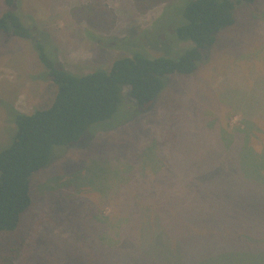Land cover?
Listing matches in <instances>:
<instances>
[{
	"label": "trees",
	"instance_id": "1",
	"mask_svg": "<svg viewBox=\"0 0 264 264\" xmlns=\"http://www.w3.org/2000/svg\"><path fill=\"white\" fill-rule=\"evenodd\" d=\"M90 1L84 10L90 15L87 20L105 23L103 5L108 0ZM178 1L185 4V22L170 28V40L164 36L162 42L173 43V38L176 45L189 42L190 47L179 57L164 56L170 48L154 56L139 52V47L130 55L116 58L108 69L74 73L57 64L47 50L50 42L44 33L35 36L39 27L29 15L21 14L22 0H0V37L32 44L38 61L46 68L38 78L58 87L48 107L29 114L14 109V137L0 151V264H264V218L258 215L252 219L248 213L241 216L243 206L229 194L235 192L233 186L249 184L251 198L256 203L264 202V151L259 153L254 146L261 140L255 138L254 123L247 118L231 132L222 125L219 130L199 125L203 131L191 134L169 120L164 123L165 111L173 108L169 106L154 117L158 128L169 129L161 135L155 133L157 130L148 131L160 145L164 160L160 172L141 162L146 159L145 148L121 143L118 149L123 155L114 157L116 166L109 161L101 165L89 160L56 187L57 191L73 188L74 196L57 200L50 194L45 198V205L56 214L52 224L43 226L45 231L39 230L40 234L45 232V244L34 242L24 232L25 217L34 203L32 178L37 172L62 160L69 149L88 150L94 133L102 127L100 123L111 121L105 125L110 129L123 127L134 116L150 110L169 88L172 76L197 75L210 63L207 61L216 49L219 34L235 25L237 8L261 2ZM133 2L144 14L169 0ZM73 10L75 16H83V7ZM124 87L129 88L136 111L130 112L128 120L112 124L123 105ZM184 90L189 92L186 85ZM107 143L112 150V142ZM56 147H63V152L57 155ZM137 148L140 154L135 153ZM119 164L124 166L123 171ZM89 187L100 193L99 203L103 205L100 208L90 201L92 216L84 203L87 196L94 198ZM221 191L226 192L223 197ZM109 204L116 205L120 212L117 217L103 215V208ZM254 204L252 201L249 206ZM69 208H73L71 215L64 217ZM215 237H221L225 244H220L221 250L214 256ZM224 237L245 249L237 250Z\"/></svg>",
	"mask_w": 264,
	"mask_h": 264
},
{
	"label": "rangeland",
	"instance_id": "2",
	"mask_svg": "<svg viewBox=\"0 0 264 264\" xmlns=\"http://www.w3.org/2000/svg\"><path fill=\"white\" fill-rule=\"evenodd\" d=\"M89 1L22 0L21 14L29 15L36 21L39 28L35 36L40 37L39 32L44 33L42 35L50 42L51 51L48 47V52L65 70L88 73L96 69H108L116 58L130 55L132 50L139 47V52H149L154 56L165 53V50L170 48L164 56L172 58L179 57L185 48L190 47L189 42L184 41H179L176 45L177 40L175 42L174 38L173 43L162 42V37H170V28L185 22L183 1L169 0L142 14L134 7L133 0H108L103 5L107 23L96 20L94 24L87 20L90 15L84 14ZM156 1L158 0H151V3ZM76 6L83 7V16H75L73 9ZM237 9L235 25L219 34L216 49L207 61L210 63L202 67L197 75L189 78L172 76L169 88L150 110L134 116L135 118L123 127L115 126V129H110L105 125L111 121L100 123L102 127L94 133L93 144L88 150L69 149L62 160L54 162L50 168L33 176L34 203L25 217L23 226L29 239L34 242L41 240L45 244V232L40 234L39 230L45 231V223L52 224L56 215L53 209L45 205V198L50 194H55L57 200L74 196L73 188H61L57 191L56 187L64 184L67 175L81 170L89 160L102 162L101 165L110 162L116 166L118 160L114 157H120L119 153L123 155L118 149L119 144L130 142L131 147L135 144L145 148L146 159L141 162L160 172L164 162L159 153L160 145L154 134L148 131L157 130L155 133L159 132L161 135L162 131L169 129L163 126L158 128L157 117L154 118L168 106L173 108L165 111L164 123L169 120V123H174L191 134L199 133L203 131L202 128L207 127H218L219 130L221 125L224 130L231 132L237 124L248 118V121L254 123L252 129L255 138L261 139L254 145L256 151H264V20H261L264 17V0L254 7L240 5ZM90 14L93 15L94 11L91 10ZM31 45L22 39L0 37V151L13 140L16 130L14 109L29 114L35 109L48 107L58 90L55 83L38 78L46 68L44 70L38 61ZM185 85L189 92L184 90ZM183 92L185 95H182ZM122 98L123 105L115 114L112 124L128 120L131 117L130 112L136 111L128 87L123 88ZM199 125L202 128H199ZM108 141L113 144L112 150L107 147ZM55 149L57 155L64 150L63 147ZM139 152V148L135 149V153ZM237 159L238 156L236 162ZM120 161L127 163L126 159ZM118 168L122 171L125 169L122 164H119ZM99 170L103 171L100 168ZM111 176L112 172H109L108 177ZM113 179L119 181L118 177ZM238 186H233L232 190L235 192L229 194L234 197L236 204L241 203L243 206L240 215L244 217L248 213L252 219L258 215L264 218V204H261L264 202L256 203L251 198L248 193L249 184ZM182 187L189 188L188 185ZM89 189L94 198L87 196L84 203L88 206L86 211L92 216L93 207L90 201L98 204L100 208L103 205L99 203L100 193L94 192L90 187ZM221 192L223 197L226 192ZM250 201L255 204L249 206ZM82 209L84 215V208ZM72 210L73 208L67 209L68 214L63 216H70ZM103 210V215L110 218L120 214L115 204H109ZM262 221L264 222V219ZM224 239L231 240V246L237 250L245 249L234 243L233 239ZM213 241L217 242L213 249L215 256L221 250L220 244L225 243L221 237H215ZM196 252L197 250H194L193 253Z\"/></svg>",
	"mask_w": 264,
	"mask_h": 264
}]
</instances>
